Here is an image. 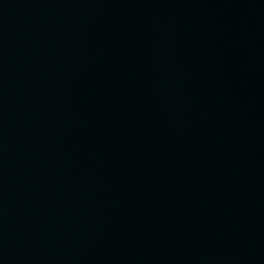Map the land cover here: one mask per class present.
Returning a JSON list of instances; mask_svg holds the SVG:
<instances>
[{
	"label": "water",
	"instance_id": "95a60500",
	"mask_svg": "<svg viewBox=\"0 0 264 264\" xmlns=\"http://www.w3.org/2000/svg\"><path fill=\"white\" fill-rule=\"evenodd\" d=\"M0 264H264V0H0Z\"/></svg>",
	"mask_w": 264,
	"mask_h": 264
}]
</instances>
